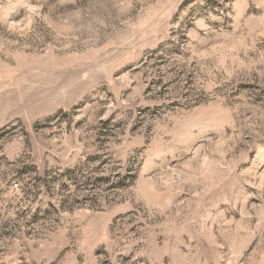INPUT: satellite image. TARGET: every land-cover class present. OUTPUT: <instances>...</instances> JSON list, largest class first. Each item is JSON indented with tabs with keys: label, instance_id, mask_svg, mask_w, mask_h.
<instances>
[{
	"label": "rangeland",
	"instance_id": "rangeland-1",
	"mask_svg": "<svg viewBox=\"0 0 264 264\" xmlns=\"http://www.w3.org/2000/svg\"><path fill=\"white\" fill-rule=\"evenodd\" d=\"M0 264H264V0H0Z\"/></svg>",
	"mask_w": 264,
	"mask_h": 264
}]
</instances>
